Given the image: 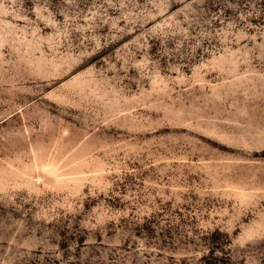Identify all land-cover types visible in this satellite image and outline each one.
Returning <instances> with one entry per match:
<instances>
[{"label":"rangeland","instance_id":"obj_1","mask_svg":"<svg viewBox=\"0 0 264 264\" xmlns=\"http://www.w3.org/2000/svg\"><path fill=\"white\" fill-rule=\"evenodd\" d=\"M0 264H264V0H0Z\"/></svg>","mask_w":264,"mask_h":264}]
</instances>
